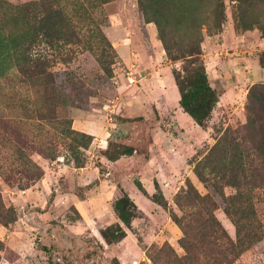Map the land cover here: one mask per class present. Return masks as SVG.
Masks as SVG:
<instances>
[{
	"label": "rangeland",
	"instance_id": "obj_1",
	"mask_svg": "<svg viewBox=\"0 0 264 264\" xmlns=\"http://www.w3.org/2000/svg\"><path fill=\"white\" fill-rule=\"evenodd\" d=\"M0 1V264H264V0H58L52 44L9 8L51 0ZM195 46L221 96L204 127L173 79ZM117 185L138 211L108 245Z\"/></svg>",
	"mask_w": 264,
	"mask_h": 264
},
{
	"label": "trees",
	"instance_id": "obj_2",
	"mask_svg": "<svg viewBox=\"0 0 264 264\" xmlns=\"http://www.w3.org/2000/svg\"><path fill=\"white\" fill-rule=\"evenodd\" d=\"M237 1L244 3V0ZM92 2L94 3L88 5L90 10L96 9L98 2L99 5L103 3L101 0H92ZM51 4L53 9L51 8L49 13L46 14H40L42 11L37 10L36 4L32 5L35 6L33 8L30 6L23 7L22 9L19 7L9 8L13 9L18 14L25 12L30 22L35 26H39L38 31L40 36H44L47 40L50 38L47 43L52 44L51 35L49 34L52 28L56 29L62 25L70 30L73 26L71 25V19L63 14V8H59V1L51 0ZM160 4L161 0H152V8H158L160 10ZM7 6L8 5H4V3L0 1V9L8 8ZM220 7H222V4H215L214 6L215 10L213 17L217 25H220V21H222V17H224L222 16V13H218V8ZM41 25L42 27H40ZM33 42H36V37ZM165 49L168 52V57L173 60L171 58L170 49L166 45ZM187 54L189 58L184 66L180 70L175 69L173 71L174 84L179 94L178 104L181 110L187 114L196 125L204 127L218 103L220 93L210 85L209 76L199 57L194 58L195 55H201L200 48L198 46L189 48ZM248 103L251 112V118H249V121L254 122L256 119V109H259V107L264 109V84L256 85L252 88L248 96ZM124 155H132V150L126 149L115 152L113 155H107V158L110 161H116ZM135 184L138 189H141L139 182H136ZM153 202L162 207H166V202L162 197L153 198ZM112 207L118 222L100 230V236L108 245L116 244L125 238V229L130 228L132 221L137 217L138 211L135 202L119 185H117L113 191Z\"/></svg>",
	"mask_w": 264,
	"mask_h": 264
},
{
	"label": "crops",
	"instance_id": "obj_3",
	"mask_svg": "<svg viewBox=\"0 0 264 264\" xmlns=\"http://www.w3.org/2000/svg\"><path fill=\"white\" fill-rule=\"evenodd\" d=\"M263 75H264V73H263ZM219 99H221V96L219 97ZM219 101H218V103L216 104V105H219ZM177 110L178 111H181L183 114H185L182 110H181V108L179 107V104H178V108H177ZM185 115H187V114H185ZM188 116V115H187ZM189 117V116H188Z\"/></svg>",
	"mask_w": 264,
	"mask_h": 264
}]
</instances>
